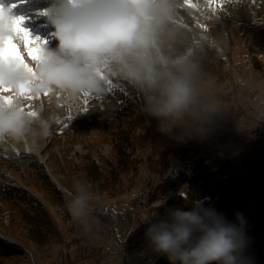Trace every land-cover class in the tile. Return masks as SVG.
I'll return each instance as SVG.
<instances>
[{
  "label": "trees",
  "instance_id": "obj_1",
  "mask_svg": "<svg viewBox=\"0 0 264 264\" xmlns=\"http://www.w3.org/2000/svg\"><path fill=\"white\" fill-rule=\"evenodd\" d=\"M207 1L209 4L203 13H217L219 23L226 30L231 24L238 23L243 34L249 36L250 43L264 54V22L259 21L261 15L264 17V0ZM129 30L130 26L117 27L113 40L104 41L98 49V76L89 103L95 101L96 106L102 104L104 109L103 122L96 134L98 151L95 155L86 149L79 164L64 161L54 168V177L61 176V179L55 177L54 181L33 156L17 158L9 151L2 152V159L11 169L17 167L14 170L27 184H16L8 175H0V235L12 241L11 245L0 238V264H21L26 253L17 245L44 255L53 245L65 247L49 208L63 207L68 212L63 188L72 194L74 180H83L94 192L116 199L133 186L141 167L158 179L144 205L149 209V219L157 213L163 215L167 208L191 207L196 201H202L205 207H213L232 222H235L234 213L239 212L246 220L248 246L244 255L249 258L248 264H264V134L247 141L235 155L214 158L213 167L209 166L208 160H201L191 176L177 172L161 183L159 179L166 176L170 167L188 159L198 151L200 143L212 139L216 125L210 114L211 132L206 139L177 144L158 133L156 121L145 111L148 97L154 94L146 82L147 77L152 72L162 71L163 62L171 66V62L182 59L191 71L196 89L207 81L219 80L224 62L205 38L194 42L181 37L169 45L161 41L159 49H146L141 37L126 46L118 42ZM189 47H192V56L184 59L182 53ZM251 63L252 69L264 77V62L253 56ZM73 127V124L53 120L49 133L54 137L66 135ZM60 128H65L63 133ZM104 147L108 148L107 152L102 151ZM168 154L172 160L167 161ZM55 160L57 166L59 163ZM20 163L26 167V172H21ZM207 168L210 171L206 177L196 175L197 170ZM125 183L127 187L123 191ZM160 195L163 201L158 200ZM98 204L97 211L110 210ZM4 213L8 215L7 224L3 221ZM96 220L105 226L119 221L117 217L104 215L96 216ZM146 227L144 222L134 233L127 235L121 264H167L164 257H157L148 246L144 236ZM69 230V246L74 248L72 253L76 256L72 261L70 248L65 247V251H61L60 264H99V256L104 251L93 247L84 232L76 237L74 230Z\"/></svg>",
  "mask_w": 264,
  "mask_h": 264
},
{
  "label": "rangeland",
  "instance_id": "obj_2",
  "mask_svg": "<svg viewBox=\"0 0 264 264\" xmlns=\"http://www.w3.org/2000/svg\"><path fill=\"white\" fill-rule=\"evenodd\" d=\"M123 2L124 0L0 2L3 10L8 7L17 10L12 17H23L22 27L32 34V38L40 39L42 49V58L38 63L29 57L20 38L13 40L15 35L8 30V19L0 21V46H4L5 38L10 37L22 63L33 70V74L29 75L17 63L13 69L9 67L0 69V89H9L0 91V121L7 114L10 119L4 121L5 126L12 127L18 121L23 122V128L17 134L0 136V175L2 173L8 175L10 181L16 184H27L14 170L17 167L11 169L2 159L3 151H9L17 158L22 155L33 156L45 171L51 174L54 181L55 177L61 179V176L54 177L52 174L55 167L69 160L79 164L86 149L91 150L93 155L98 151L96 134L103 122L104 107L102 104L96 106L95 101L91 103L89 101L94 91L95 77L98 76L100 45L106 40H113L117 27L129 26L127 23L114 20L119 12L114 6ZM139 2L146 5L144 14L147 23L140 34L146 49L151 47L159 49L161 41L169 45L181 37L190 38L194 42L205 38L210 41L216 49L217 56L224 62L219 80L207 81L196 89L201 103L209 109L216 128L225 126L226 115H233L234 124L239 130L238 139L242 138L244 145L251 135L254 140L261 137L264 134V77L252 69L251 63L253 56L259 60L257 51H260L250 43L249 36L243 34L240 25L231 24V28L226 30L219 23L217 13H203L209 4L207 0H139ZM226 11L232 12V9ZM259 21L264 22L262 15ZM59 25L79 27L102 38L87 45L83 52H70L60 46ZM37 29L40 30L36 31ZM137 31L139 32V29ZM182 55L184 59H189L192 56V47ZM21 83L25 85L23 90L19 88ZM4 98L9 101L7 104L3 103ZM247 101L250 110L253 111L252 114H248L243 108ZM253 118L258 120L254 121L252 134L245 135L246 122ZM53 120L73 124L72 132L56 137L50 135L49 127ZM63 129L65 128H60L62 133ZM107 149L104 147L102 151L107 152ZM229 154V145H225L218 150L217 157ZM55 159L59 163L57 166ZM208 164L213 167V159L208 160ZM19 165L21 172H26V167L21 163ZM147 173L145 168L141 167L133 186L116 199L113 198L115 196L96 193L88 187L91 210L98 214L91 211L83 222H74L63 207H50L65 247L70 248L69 229L72 228L76 237H80L84 232L92 246L98 247V250L102 249L103 253L116 251V258L106 264H121L124 255L119 248L125 245L127 235L134 233L150 217L149 209L137 203L138 195L149 186ZM126 184L123 185V191L127 187ZM63 190L67 207L72 194H68L64 188ZM34 194L40 198V195ZM160 197L162 196L160 195L158 200L163 201L164 198ZM97 204L115 214L121 212L127 218H124V222L117 220L109 226L98 224L96 216L101 215L103 211L96 210ZM65 247L53 245L47 251V255L35 250L30 252L28 248H24L30 254L26 253L21 264H60L61 251H65ZM73 250L74 248H70L69 251L70 259L73 256L72 261L76 256L75 252L72 253Z\"/></svg>",
  "mask_w": 264,
  "mask_h": 264
},
{
  "label": "clouds",
  "instance_id": "obj_3",
  "mask_svg": "<svg viewBox=\"0 0 264 264\" xmlns=\"http://www.w3.org/2000/svg\"><path fill=\"white\" fill-rule=\"evenodd\" d=\"M114 7L119 10L114 20L130 26L118 42L126 46L137 41L147 23L146 5L139 0H124ZM58 31L61 48L70 52H83L87 45L102 38L71 25H59ZM163 63L162 71L147 77L154 94L148 97L146 113L156 121L158 133L177 144L203 141L211 132L210 111L200 101L190 69L182 59L171 62V66ZM9 119L6 114L0 121V136L22 130V121L5 126L4 121ZM67 210L74 222H83L90 215V194L83 180L73 181ZM234 221L196 201L191 207H170L163 215L157 213L146 219L144 236L151 251L164 257L167 264H248L249 258L244 255L248 246L246 220L236 212Z\"/></svg>",
  "mask_w": 264,
  "mask_h": 264
},
{
  "label": "built area",
  "instance_id": "obj_4",
  "mask_svg": "<svg viewBox=\"0 0 264 264\" xmlns=\"http://www.w3.org/2000/svg\"><path fill=\"white\" fill-rule=\"evenodd\" d=\"M245 109V111L248 114H252L253 111L250 110L249 106L243 107ZM234 116L233 115H226V124L225 126L220 127L219 131L216 132V138L214 140V143H208V150L207 151H197L196 153H194V159H186L183 161H179V163L169 169L168 173L166 174L165 177L159 179V181L161 180H168L170 179L172 176H174L177 172H180L182 174H185L187 176H191L192 174H194V168L195 165L201 161V160H211L217 157V153L218 150H221L222 147H224L225 145H229V151L230 154L229 155H225V156H230V155H235L238 151V149H241V139L239 140V130L237 129V126L234 124V120H233ZM258 119H252L249 120L248 122H246V133L247 134H252L253 131V125H254V121H256ZM252 127V129H251ZM251 129V130H250ZM249 139H252V135L251 137H249ZM237 151V152H236ZM148 181V180H147ZM149 186L147 188V190L144 191V193L142 195H138L137 197V203L139 206H144L146 203V199H147V195L149 192L153 191L155 188V183H150L148 182ZM161 199H163L162 197H160ZM92 212H95L94 210H91ZM96 214H98L97 212H95ZM105 216H108L110 218H118L119 222H124V218L127 216L125 214H115L113 211L112 212H105ZM132 216H130L131 218ZM123 248H125L124 246H121L119 249L122 251L123 254ZM116 258V251L114 252H108V253H104L102 255L99 256V264H106L111 262L112 260H114Z\"/></svg>",
  "mask_w": 264,
  "mask_h": 264
},
{
  "label": "snow or ice",
  "instance_id": "obj_5",
  "mask_svg": "<svg viewBox=\"0 0 264 264\" xmlns=\"http://www.w3.org/2000/svg\"><path fill=\"white\" fill-rule=\"evenodd\" d=\"M24 0H21L23 3ZM5 19L4 10L0 7V21ZM8 19V30L10 33H13L15 36H18L23 44L24 48L28 51V55L31 59L40 62L42 58V49H41V41L38 37L32 38L30 33L22 27L24 23L23 17H11ZM4 46H0V60L8 59L19 64L25 73L32 75L33 70L28 67V65L23 64L20 56L17 54L15 46L11 42V38H5L3 42ZM11 49V51H10ZM25 85L23 83L19 84V88L23 90ZM0 91H9L8 88H2ZM9 101L7 98L3 99V103L7 104Z\"/></svg>",
  "mask_w": 264,
  "mask_h": 264
},
{
  "label": "bare ground",
  "instance_id": "obj_6",
  "mask_svg": "<svg viewBox=\"0 0 264 264\" xmlns=\"http://www.w3.org/2000/svg\"><path fill=\"white\" fill-rule=\"evenodd\" d=\"M4 1H6V0H0V2H4ZM15 12H17L16 9H13L12 7H8L7 9L4 10L5 18H8V17L11 18L13 16V13H15ZM38 30H40V29H37L36 31H38ZM30 35H32V34L30 33ZM18 38H19L18 36H14L13 40L18 39ZM257 53L259 55L257 58L259 60H261L262 62H264V54L261 53V52H258V51H257ZM5 67H9V68L13 69V68H15V62H13V61L4 62L3 60H0V69L1 68L4 69ZM26 79H27V76H26ZM246 106H249L248 101L244 103L243 107H246ZM219 129H220V127L216 128V132H218ZM216 132L213 135L212 139H210L207 142H203V143L199 144L198 151H207L208 150V143H214V140L216 138ZM23 139H24V141H26L24 136H23ZM248 140L250 141V140H253V139H248ZM243 146H244V144H243L242 139H241V148H243ZM28 150H29V148H28ZM166 159H167V161L172 160L171 154H168ZM188 159H194V154H192ZM171 168H173V167H170L169 169H171ZM155 181H158V179L156 178V175L154 173H150L149 174V178H148V182L155 183ZM164 181H166V180H161L160 182L163 183ZM67 193L70 194L69 192H67ZM143 193H144V191L141 194H139V195H142ZM105 212H112V211L111 210H106V211H103V213H100V214L105 216ZM7 217H8V215L6 213H4L3 221L6 224L8 223V218ZM0 238H2L3 240H5L6 242H8L9 244L12 245V241H10L9 239H6L5 237H3L1 235H0ZM17 247L22 249L25 253L30 254L27 250L24 249V247H21L19 245H17ZM124 251H125V248H123V255H124Z\"/></svg>",
  "mask_w": 264,
  "mask_h": 264
},
{
  "label": "water",
  "instance_id": "obj_7",
  "mask_svg": "<svg viewBox=\"0 0 264 264\" xmlns=\"http://www.w3.org/2000/svg\"><path fill=\"white\" fill-rule=\"evenodd\" d=\"M209 169H199L196 171V175L200 178H204L209 174Z\"/></svg>",
  "mask_w": 264,
  "mask_h": 264
}]
</instances>
